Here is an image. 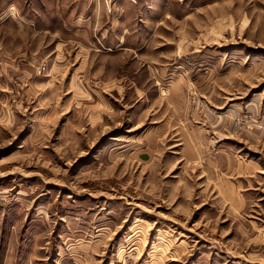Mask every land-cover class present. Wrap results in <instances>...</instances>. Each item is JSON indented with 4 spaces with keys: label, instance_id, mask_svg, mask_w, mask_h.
<instances>
[{
    "label": "rangeland",
    "instance_id": "1",
    "mask_svg": "<svg viewBox=\"0 0 264 264\" xmlns=\"http://www.w3.org/2000/svg\"><path fill=\"white\" fill-rule=\"evenodd\" d=\"M263 119L264 0H0V264H264Z\"/></svg>",
    "mask_w": 264,
    "mask_h": 264
},
{
    "label": "crops",
    "instance_id": "2",
    "mask_svg": "<svg viewBox=\"0 0 264 264\" xmlns=\"http://www.w3.org/2000/svg\"><path fill=\"white\" fill-rule=\"evenodd\" d=\"M255 132H256V135H257V138H258V139H256V138L254 137ZM252 135H253L254 138L249 137V139L251 140L252 143H253V141H259V142H263V143H264V119H263V125H262L259 129L255 130V131L252 133ZM234 193H235V192H234Z\"/></svg>",
    "mask_w": 264,
    "mask_h": 264
}]
</instances>
